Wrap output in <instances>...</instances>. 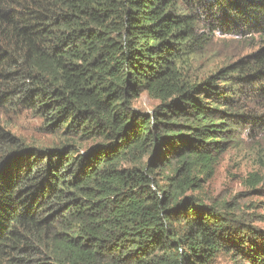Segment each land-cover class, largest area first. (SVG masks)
<instances>
[{
	"label": "trees",
	"instance_id": "16d2710c",
	"mask_svg": "<svg viewBox=\"0 0 264 264\" xmlns=\"http://www.w3.org/2000/svg\"><path fill=\"white\" fill-rule=\"evenodd\" d=\"M215 36L258 44L201 78ZM0 111L56 140L0 122V264H264V233L197 196L264 135V0H0Z\"/></svg>",
	"mask_w": 264,
	"mask_h": 264
},
{
	"label": "rangeland",
	"instance_id": "374dc122",
	"mask_svg": "<svg viewBox=\"0 0 264 264\" xmlns=\"http://www.w3.org/2000/svg\"><path fill=\"white\" fill-rule=\"evenodd\" d=\"M257 38H237L215 36L208 47L193 66V74L201 78L213 74L219 68L229 65L256 50ZM158 102L150 99L145 93L133 103L134 108L144 112L151 111ZM0 122L10 134L21 139L30 146L50 147L56 142L53 137L42 133L40 121L23 113L5 114L0 111ZM237 149L229 150L218 164L214 177L197 195L210 205L213 201L226 202L234 206L230 213L243 223L251 224L264 233V198H257L244 186L245 179L253 173L264 175V135L248 138L242 141ZM157 182L161 179L156 177ZM163 184V183H159ZM190 194L188 193V196ZM259 206L255 207L254 204ZM259 207V208H258ZM217 264H230L227 257L217 260Z\"/></svg>",
	"mask_w": 264,
	"mask_h": 264
}]
</instances>
